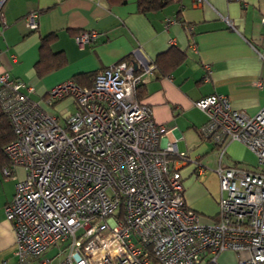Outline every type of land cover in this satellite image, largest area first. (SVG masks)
Instances as JSON below:
<instances>
[{
    "label": "built area",
    "instance_id": "2783aa9c",
    "mask_svg": "<svg viewBox=\"0 0 264 264\" xmlns=\"http://www.w3.org/2000/svg\"><path fill=\"white\" fill-rule=\"evenodd\" d=\"M37 17L30 12L27 25L37 28ZM174 21L168 17L165 27ZM98 35L81 30L76 41L83 48ZM140 65L113 63L91 86L71 78L52 86L48 105L65 98L77 104L63 119L31 97V84L0 73V102L15 131L2 172L11 177L16 167L25 169L5 207L18 261L58 245L61 258L51 264H220L226 250L243 254L238 264H264V107L250 115L221 93L195 101L207 116L202 136L218 146L219 210L204 221L186 204L180 167L191 161L204 168L177 140L160 145L166 126L136 99L145 75L154 77V64ZM234 141L256 155V168L223 165Z\"/></svg>",
    "mask_w": 264,
    "mask_h": 264
},
{
    "label": "crops",
    "instance_id": "0c3cea01",
    "mask_svg": "<svg viewBox=\"0 0 264 264\" xmlns=\"http://www.w3.org/2000/svg\"><path fill=\"white\" fill-rule=\"evenodd\" d=\"M194 1L173 0L163 9L142 13L135 0L116 5L107 0H3L0 73L8 71L31 84L35 89L31 97L63 119L77 104L65 98L48 105L46 94L55 84L102 70L124 56L140 65L142 59L153 63L172 46L184 50L185 61L170 73H155L152 78L145 75L143 101L152 107L155 120L166 126L160 145L177 140L179 150L188 151L204 168L200 172L189 161L180 170L186 204L204 221H210L218 213L221 195L215 171L218 146L202 136L200 127L207 116L195 101L221 93L235 109L250 115L264 107V85H256L258 80L264 81V0H207L201 5ZM32 11L38 12L34 29L26 21ZM168 17L175 21L166 28ZM81 30H96L99 35L82 48L76 41V32ZM52 32L57 34L52 49L63 51L67 63L39 76L35 64L40 58L41 37ZM254 157L248 147L234 141L222 163L252 169ZM24 175L25 169L18 166L14 176L6 177L0 166V264H21L14 254V229L5 207L14 197L17 180ZM35 263L30 259L25 264Z\"/></svg>",
    "mask_w": 264,
    "mask_h": 264
},
{
    "label": "trees",
    "instance_id": "16d2710c",
    "mask_svg": "<svg viewBox=\"0 0 264 264\" xmlns=\"http://www.w3.org/2000/svg\"><path fill=\"white\" fill-rule=\"evenodd\" d=\"M109 4H125L129 0H107ZM137 3V10L142 13H148L151 11H157L163 9L173 0H135ZM80 31L76 32L79 33ZM57 36L56 32L49 33L41 37L40 42V58L35 64L36 72L39 76H44L63 67L67 63L66 55L63 51H54L52 49L53 39ZM186 52L177 47H170L167 51L160 53L154 60L155 73H160L161 75H166L174 70L175 67L180 65L185 61ZM127 61L128 63H133L129 57L124 56L119 61ZM103 70V69H102ZM102 70L95 72H84L75 75L74 80L80 85L91 86L96 78V75ZM141 68H138L140 71ZM146 82H140L136 89V99L139 102L145 103L143 101L146 96ZM15 138V131L11 124L7 113L4 111L3 105L0 102V166L10 165L11 161L8 157L5 147L11 143Z\"/></svg>",
    "mask_w": 264,
    "mask_h": 264
},
{
    "label": "rangeland",
    "instance_id": "374dc122",
    "mask_svg": "<svg viewBox=\"0 0 264 264\" xmlns=\"http://www.w3.org/2000/svg\"><path fill=\"white\" fill-rule=\"evenodd\" d=\"M257 164L258 161L255 155L253 159V168H256ZM60 250L61 248L58 245L51 246L46 252L34 259L36 261L35 264H39V262L43 260H48L50 264L58 262L61 258L59 254ZM241 257H243V254L236 253L232 250H226L218 255V262L220 264H238V259Z\"/></svg>",
    "mask_w": 264,
    "mask_h": 264
},
{
    "label": "water",
    "instance_id": "95a60500",
    "mask_svg": "<svg viewBox=\"0 0 264 264\" xmlns=\"http://www.w3.org/2000/svg\"><path fill=\"white\" fill-rule=\"evenodd\" d=\"M1 4H2V0H0V6H1ZM136 65H137V63H135Z\"/></svg>",
    "mask_w": 264,
    "mask_h": 264
}]
</instances>
